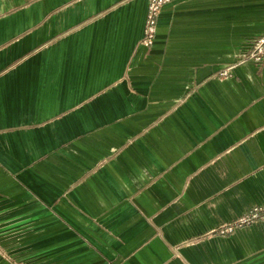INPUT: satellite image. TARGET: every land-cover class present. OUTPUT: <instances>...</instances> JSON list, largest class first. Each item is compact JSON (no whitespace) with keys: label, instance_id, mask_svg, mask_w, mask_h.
<instances>
[{"label":"crops","instance_id":"1","mask_svg":"<svg viewBox=\"0 0 264 264\" xmlns=\"http://www.w3.org/2000/svg\"><path fill=\"white\" fill-rule=\"evenodd\" d=\"M148 6L0 0V264H264V0Z\"/></svg>","mask_w":264,"mask_h":264},{"label":"built area","instance_id":"2","mask_svg":"<svg viewBox=\"0 0 264 264\" xmlns=\"http://www.w3.org/2000/svg\"><path fill=\"white\" fill-rule=\"evenodd\" d=\"M171 0H149L147 19L145 24L144 36L141 43L147 46L153 44L157 32L158 18L164 4ZM241 61L253 60L262 62L264 60V34L252 41L247 50L241 55ZM231 67L221 71V76L230 74ZM256 221H264V205L252 207L247 212L240 215L234 221L227 223L219 232L227 233L233 231L236 227L245 226Z\"/></svg>","mask_w":264,"mask_h":264}]
</instances>
